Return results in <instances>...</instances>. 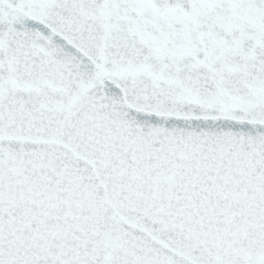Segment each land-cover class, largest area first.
<instances>
[{"label": "snow or ice", "instance_id": "1", "mask_svg": "<svg viewBox=\"0 0 264 264\" xmlns=\"http://www.w3.org/2000/svg\"><path fill=\"white\" fill-rule=\"evenodd\" d=\"M0 264H264V0H0Z\"/></svg>", "mask_w": 264, "mask_h": 264}]
</instances>
